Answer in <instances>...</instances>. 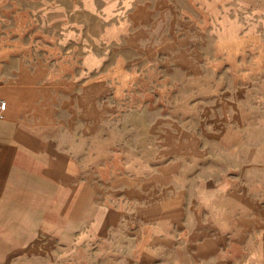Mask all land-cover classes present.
<instances>
[{"label": "crops", "instance_id": "obj_1", "mask_svg": "<svg viewBox=\"0 0 264 264\" xmlns=\"http://www.w3.org/2000/svg\"><path fill=\"white\" fill-rule=\"evenodd\" d=\"M214 2L0 0V99L7 102L0 124L11 129L12 138L19 134L28 140L17 144L33 161L28 183H93L85 211L89 226L82 235L96 239L108 235L124 218V199L145 209L149 196L159 194L152 200L159 210L184 211L185 190L174 183H182L185 172L180 175L179 168L165 159L176 157L180 163L189 154L193 164L210 165V143L229 150L228 140H235L232 149L239 139L235 150L244 161L240 119L228 110L239 105L219 98L209 71H195L203 79L188 85L195 96L188 103L192 115L199 119V109L203 112L199 129L187 130L179 121L165 128L169 119L163 112L164 80L157 78L174 73L182 60L205 59L196 47L205 48L211 29L226 28L229 18V2ZM9 28L11 38L4 40V29ZM200 68L205 67L196 65ZM138 75L155 79L146 86L140 82L150 98L140 96L135 109L122 116L109 93L120 89L118 77ZM132 121L138 123V150L126 142ZM8 152L0 146V171L20 172L6 163ZM257 154L252 164L257 163ZM227 172L224 168L221 176L209 173L203 183L219 188L238 183ZM223 215L242 213L226 210ZM261 249L247 264H264ZM229 264L245 262L237 259Z\"/></svg>", "mask_w": 264, "mask_h": 264}, {"label": "rangeland", "instance_id": "obj_2", "mask_svg": "<svg viewBox=\"0 0 264 264\" xmlns=\"http://www.w3.org/2000/svg\"><path fill=\"white\" fill-rule=\"evenodd\" d=\"M214 1L216 5L222 2ZM227 1V27L211 29L210 42L205 48L196 47L205 59L182 60L174 73L157 79L164 80L163 112L169 119L165 128L177 126L179 121L187 130L199 129L203 112L199 109V119L192 115L188 103L195 96L188 85L203 79L195 71H209L213 87L218 85L219 98L239 105L228 110L240 119L244 161L235 150L239 139L232 149L235 140H228L229 150L210 143V165L193 164L189 154L180 163L176 157L165 159L179 168L180 175L185 172L182 183H174L185 190V210H159L152 203L159 194L149 196L145 209L124 199L123 220L102 239L89 238L81 230L89 226L85 225V211L93 183H28L33 161L17 146L28 140L20 139L19 134L12 138L11 129L0 124V146L9 151L6 163L20 171H0V264H227L226 260L229 264L237 259L247 264L264 248V0ZM234 22H238L236 27ZM11 35L10 28L4 29V40ZM196 65L205 68L196 69ZM141 81L145 86L155 83L145 75L118 77L120 89L109 93V99L118 103L120 115H129L140 96L150 98L145 86L141 89ZM136 125L132 121L126 142L138 150ZM256 153L257 163L252 164ZM57 163L65 165L66 161ZM224 168L238 183H228L227 188L203 183L209 173L221 176ZM226 210L242 216L226 217Z\"/></svg>", "mask_w": 264, "mask_h": 264}, {"label": "built area", "instance_id": "obj_3", "mask_svg": "<svg viewBox=\"0 0 264 264\" xmlns=\"http://www.w3.org/2000/svg\"><path fill=\"white\" fill-rule=\"evenodd\" d=\"M7 113V102L3 99H0V120H4L6 118Z\"/></svg>", "mask_w": 264, "mask_h": 264}]
</instances>
